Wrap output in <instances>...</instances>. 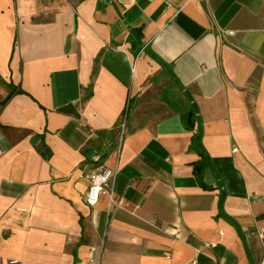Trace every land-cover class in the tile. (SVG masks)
I'll return each instance as SVG.
<instances>
[{"label": "crops", "instance_id": "crops-1", "mask_svg": "<svg viewBox=\"0 0 264 264\" xmlns=\"http://www.w3.org/2000/svg\"><path fill=\"white\" fill-rule=\"evenodd\" d=\"M0 148V264H264V0H0Z\"/></svg>", "mask_w": 264, "mask_h": 264}, {"label": "built area", "instance_id": "built-area-1", "mask_svg": "<svg viewBox=\"0 0 264 264\" xmlns=\"http://www.w3.org/2000/svg\"><path fill=\"white\" fill-rule=\"evenodd\" d=\"M127 126L128 119L127 115H125L122 117L116 128L118 139V151H120L124 145V140L127 133ZM3 153V150L0 148V156L3 155ZM92 159L98 163L101 161V156L95 154ZM116 174V169H111L107 167H100L96 171H89L84 174L83 177L88 180L91 184V188L85 198L88 205H96L101 196H107L110 202L114 204L112 183ZM261 234H264V229L262 230ZM192 264L198 263L194 261L192 262Z\"/></svg>", "mask_w": 264, "mask_h": 264}, {"label": "trees", "instance_id": "trees-1", "mask_svg": "<svg viewBox=\"0 0 264 264\" xmlns=\"http://www.w3.org/2000/svg\"><path fill=\"white\" fill-rule=\"evenodd\" d=\"M88 98V97H87ZM72 107H70L69 109L67 108L66 110H70ZM192 124H193V119L191 118L190 119V128H192ZM200 142V135H195L194 138H193V142H192V145H194L195 147L199 144ZM201 153V152H200ZM202 155V153H201Z\"/></svg>", "mask_w": 264, "mask_h": 264}, {"label": "water", "instance_id": "water-1", "mask_svg": "<svg viewBox=\"0 0 264 264\" xmlns=\"http://www.w3.org/2000/svg\"><path fill=\"white\" fill-rule=\"evenodd\" d=\"M93 154V152H91L89 155H92Z\"/></svg>", "mask_w": 264, "mask_h": 264}]
</instances>
